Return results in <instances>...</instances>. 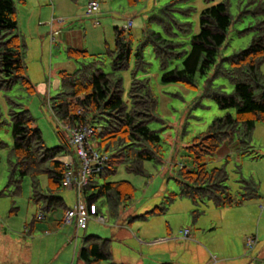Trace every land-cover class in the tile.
<instances>
[{
	"label": "trees",
	"instance_id": "1",
	"mask_svg": "<svg viewBox=\"0 0 264 264\" xmlns=\"http://www.w3.org/2000/svg\"><path fill=\"white\" fill-rule=\"evenodd\" d=\"M92 1L98 3L99 11L100 3ZM127 1L134 6L141 0ZM188 1L169 0L162 5L148 17L138 39L133 37L130 29L115 26L113 48L104 52L107 54L104 57H109V71L103 69L102 57L95 56L100 54L65 48L69 58L91 59L80 62L72 72H58L59 89L55 96L49 98L48 106L63 124L91 125L95 130L91 144L98 152L108 154L103 168L90 174L87 185L82 189L88 213L91 205L95 204V213L98 214L97 202L102 201L109 218H120L134 196L135 186L128 180L111 181L109 178L120 166L128 173L149 176L145 163L162 165L164 161L163 139L158 129L150 126L162 122V118L157 111L158 100L150 80L145 76L149 67L146 49L151 50L158 60L162 83L197 89L199 79L206 76L200 97L212 99L221 109L234 110L214 118L206 130L185 145L190 167L183 166L172 176L179 190L170 196L188 197L195 205L207 200L218 207L262 198L253 178L240 174L237 180L239 188L232 192L227 184L230 176L226 167L221 164L209 168L208 164L215 158L219 147L234 138L238 139L241 151L251 153V133L258 122L264 121V0H250V3H255L252 14H262L263 18L254 25L255 32L247 47L219 60L220 50L233 23L229 3L220 1L203 8L197 19L198 31L192 33L194 20L191 16L195 8L183 5ZM17 3L18 0H0V90H9L20 84L32 93L34 88L24 63L27 44L19 30ZM154 26L160 30H155ZM186 36H190L189 39H185ZM179 58H182L181 62L174 64ZM210 69L212 73L207 76ZM123 71H129L130 75L128 101L122 95L124 88L120 74ZM220 77L233 85L231 92L214 83ZM7 102L12 144L7 147L0 140V149L6 151L8 185L13 186L16 192L20 190L22 180L29 179L28 204L35 208V215L27 226L29 233H34L35 223L46 221L54 211L65 212L71 207L62 193L66 187L67 162L74 160L71 158L74 151L67 141V133L60 131V143L48 147L29 109L10 97H7ZM42 177H45V183ZM165 209L154 206L153 210L128 215L127 218L131 222L159 210L163 213ZM38 213L44 214L46 219L37 221ZM61 225L62 221H59ZM72 225L77 228L75 220L66 226ZM54 230L47 228L44 233L49 235ZM189 235L186 230L185 238ZM138 240L143 242L141 238ZM112 242L109 237L84 233L77 250V263L114 264Z\"/></svg>",
	"mask_w": 264,
	"mask_h": 264
},
{
	"label": "rangeland",
	"instance_id": "2",
	"mask_svg": "<svg viewBox=\"0 0 264 264\" xmlns=\"http://www.w3.org/2000/svg\"><path fill=\"white\" fill-rule=\"evenodd\" d=\"M89 1L18 0L19 30L27 44L24 63L34 91L29 93L20 84L14 85L9 90H0V140L5 142L7 147L12 144L7 97L13 98L16 103L29 109L48 147L60 143L58 131L67 133L64 124L52 114L48 100L58 92L59 71L72 72L79 67L80 62L88 61L91 58H86V60L69 58L63 44L50 42L51 27L53 24V27L59 24L57 23L59 15L63 17L60 24L66 25L65 28L68 25H73L85 32L86 49L89 52L100 54L95 56L102 57V67L105 71H109V57H104L107 55L104 52L113 48V28L115 26L123 27L130 19L132 21L130 31L133 37L138 39L148 17L157 12L169 0H141L134 6H130L127 0H97L100 3L97 14L86 15ZM220 1L229 3L233 23L228 32L226 43L220 50L218 60L222 56H228L236 50L247 47L255 32L254 25L263 18L262 14H252L255 3H250V0H189L183 5H191L195 8L191 16V19L194 20L192 33L198 31L199 12ZM41 9L42 12H40ZM96 21L97 24H95ZM46 28L50 30L45 32ZM154 29L160 30L158 26H154ZM189 37L184 38L189 39ZM146 58L149 67L145 76L150 80L152 91L158 100L157 111L162 118V122L152 123L150 126L158 129L163 139L164 161L162 165L145 163L149 176L128 173L123 166L118 167L116 173L109 180H128L135 186L134 196L123 215L118 219L109 218L107 222L99 221L98 216L107 217L108 213L105 204L98 201L99 213L90 215L85 230L78 229L66 234L70 226L62 225L60 227V230L62 229L60 245L66 244L71 238L66 246L71 247L72 254L74 245L78 250L84 233L112 238L114 264H162V262H166L165 264H226L248 256L252 250L244 248L248 252L246 254L242 249V237L250 233L252 229L250 227L253 225L252 211L248 217L247 209L250 204H253L257 214L256 207L261 198L252 200V202L251 200L246 201L250 202L247 203V207L237 209V205L218 207L207 200L199 201L195 205L193 200L188 197L170 196L179 190L172 176L181 167H190V159L184 148L185 145L195 135L206 130L214 118L223 116L225 113H233L234 110L221 109L212 99L200 97L206 76L199 79L197 89H186L175 83H162L158 60L149 49H146ZM181 60L182 58L177 59L174 64ZM262 70L264 71V65ZM211 73L212 69L208 71L207 76H210ZM120 75L123 78L124 92L122 95L124 100L128 101L129 71H123ZM214 83L217 86H223L227 92H231L233 89V85L224 77L215 79ZM90 142L92 143L91 138ZM233 142H238V139L234 138L231 143ZM250 145L252 146L251 153L241 151L238 146L228 155V160L225 159L227 156L224 158L215 156L210 160L208 167L221 164L226 167L230 176L227 184L230 185L232 192L238 190L237 180L243 175L253 178L258 184L259 193L263 195L264 121L255 125L251 133ZM71 150L73 151L72 148ZM72 156L71 158L74 159L72 161H76V156L74 154ZM7 174L6 151L0 149V264H16L12 262V258L24 257L23 255L28 250L26 243L33 242V239L49 241L53 238H49L50 236L38 229L34 231L33 237L23 235L21 232L23 227L35 215V208L28 204L29 179L24 178L20 190L15 192L14 187L8 185ZM41 179L45 183V177ZM62 195L66 202L73 206L77 198L76 190L65 187ZM154 206L166 207V209L163 213L159 210L156 214H147L145 218H135L129 222L128 215L142 214L149 209L153 210ZM231 209L236 210L232 215L229 214ZM186 230L190 234L188 238H185ZM49 235L55 236L56 233ZM137 237L143 240L142 244L138 243ZM159 238H161L160 241L153 243L154 239ZM158 245L160 247H157V250L159 252L160 248L162 254L150 253L148 256H142L143 248ZM61 247L62 245L59 249ZM258 249L259 245L256 250ZM30 251L36 261L39 257L37 244ZM75 253L74 264H81L77 263V251ZM251 256L250 254L248 258Z\"/></svg>",
	"mask_w": 264,
	"mask_h": 264
},
{
	"label": "crops",
	"instance_id": "3",
	"mask_svg": "<svg viewBox=\"0 0 264 264\" xmlns=\"http://www.w3.org/2000/svg\"><path fill=\"white\" fill-rule=\"evenodd\" d=\"M89 3V2H88ZM88 6V4H87ZM40 12H42V9L40 10ZM86 15L87 14V8H86ZM59 19L63 18L61 15H59L58 17ZM59 21V20H57ZM59 23L56 27H53L52 25V30L50 31V42H56V44H58V42H60L61 44H63L65 47H73L76 48L78 50H85L86 49V44H85V39H84V31L79 29L78 27H74L73 25L70 26L68 25L67 28H65L66 25H61L60 21L57 22ZM97 24V21L96 23ZM50 29L46 28L45 32H48ZM57 32L56 35H54L53 33ZM87 50V49H86ZM88 51V50H87ZM89 52V51H88ZM91 54H96L94 52H89ZM102 53V52H101ZM232 141H226L224 142L219 149L217 150L216 153V157L217 158H224L226 156H228L232 151H234V148L236 150V148L239 146L238 142L236 143H231ZM264 198V194L262 195V200ZM258 200L259 203L256 207V210L258 211V213L256 214L255 212V206H253V204H250V207L247 209L248 211V217H249V213L252 211V221H253V225L250 227L252 228L250 233L245 234L242 237V249L244 251V253L246 252L244 250L245 246L243 243V239L245 236L248 235H255L256 236V243L254 245L253 248L251 249H247V250H252L251 252H249V255L251 254L252 256L250 258L249 255L245 256L243 258H239L236 259L234 261L231 262H227L226 264H264V201L262 200ZM252 202V200H251ZM247 203L250 202H246V201H241L239 204H237V209H239L240 207H247ZM69 204V203H68ZM69 206H71V204H69ZM236 210L231 209L229 214H233L235 213ZM64 211L63 210H57L52 212L48 219H46V221L42 222V223H35L34 224V230L38 229L41 232H44L45 229L47 228H52L55 229L53 233H56L55 236L53 235H48L50 236L49 238H53L52 240H38V239H33V242L31 243H26L25 245H27V249L26 250V254H24L22 258L19 259H15L12 258V262H15L16 264H74V255L76 254L75 252L77 251V248L75 249V245L73 246V251L71 254V247L66 246V244L68 245L71 238L68 239V242H66V244L62 243V247L60 248V242L62 241V234L60 230V226H59V221H61V218L63 216ZM108 213V211H107ZM109 216V213H108ZM107 216V218L109 219V217ZM31 221V220H30ZM29 222H26L25 226L22 229V233L23 235H28L29 237H33V232L29 233L28 231V224ZM62 226V225H61ZM87 227V226H86ZM86 229V228H85ZM77 231V228L75 227V225L70 226L69 230L66 232V234H70L72 232ZM170 232V231H169ZM116 233H118L116 231ZM68 238V236H67ZM138 238V237H137ZM162 238V237H161ZM161 238L159 239H154L153 243H157L158 241L161 240ZM139 244H142L138 239H137ZM33 243V244H32ZM37 244V247L39 248V257L36 261L34 256L32 255L33 253L30 251V249H34V245ZM259 245V249H257ZM162 246H164L162 244ZM158 246H149L146 249L143 248L142 249V256H148L150 253H154V255L156 254H162L160 248H159V253L157 250ZM246 249V248H245ZM70 252V254H69ZM157 252V253H155ZM43 254H45L43 256ZM246 254H248V252H246ZM69 256V257H68ZM152 256V255H151ZM68 257V258H67ZM138 259V258H137ZM23 262V263H22ZM3 264H7V263H3Z\"/></svg>",
	"mask_w": 264,
	"mask_h": 264
},
{
	"label": "built area",
	"instance_id": "4",
	"mask_svg": "<svg viewBox=\"0 0 264 264\" xmlns=\"http://www.w3.org/2000/svg\"><path fill=\"white\" fill-rule=\"evenodd\" d=\"M98 7L99 5L96 1L90 0L87 6V14L91 15L95 13L98 11ZM59 21L61 22L62 19H59ZM131 25L132 22L128 19L123 28L129 29ZM53 34L56 35L57 32ZM64 126L67 129V141L76 156V163L72 161L67 162L69 167L65 174L64 185L67 188L76 190L77 199L73 206L64 212L61 221L62 225H70L75 220L77 229H85L90 215L97 214L95 213V204L91 205V212L88 213L82 196V189L87 185L90 174L103 168L105 161L108 159V154L98 152L91 144L90 138L95 133L91 125L78 124L69 126L65 123ZM36 219L41 222L46 217L44 214L38 213ZM97 219L102 222L108 221V218L105 216H98ZM243 240L245 248L251 249L256 243V236L248 235Z\"/></svg>",
	"mask_w": 264,
	"mask_h": 264
}]
</instances>
